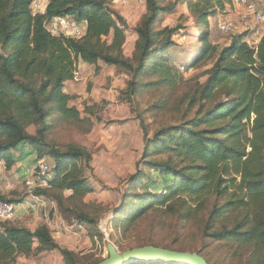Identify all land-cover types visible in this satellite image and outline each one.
<instances>
[{
    "label": "trees",
    "instance_id": "1",
    "mask_svg": "<svg viewBox=\"0 0 264 264\" xmlns=\"http://www.w3.org/2000/svg\"><path fill=\"white\" fill-rule=\"evenodd\" d=\"M228 2H188L197 24L206 27L196 63L216 51L209 44V19L216 8L223 10ZM31 3L0 0V163L11 170L28 157H36L35 165L49 157L55 163L54 176L41 194L51 198L52 193L62 206L63 195L69 192L66 201L85 207L83 200L94 190L81 163L90 167L91 154L74 145L60 150L51 146L49 139L61 124L86 126V134L94 127L91 119L69 106L71 97L64 92L66 82L74 80L81 60L90 65L102 61L123 69L130 77L127 93L131 96L147 86H175L182 76L165 53L175 46L173 38L178 31H155L166 9L162 0H146L147 13L137 29L135 53L128 59L123 56L126 29L119 27L124 19L112 8L111 0H49L45 13L36 15L31 12ZM65 18L85 24V35L80 39L53 35L48 24ZM112 35L113 41L108 44L105 40ZM244 39L245 35L234 39L207 71V81L200 91L205 106L199 117L181 127L163 130L151 141L150 149L146 146L148 158L168 154L190 164L178 169L172 166V159L164 165L145 161L147 170L139 171L135 179L141 182L143 193L131 191L129 200L114 212V220L121 213V219L132 224L155 207H168L174 199L185 197L183 202H187V198L217 195L226 202L214 210L205 237L215 243L250 247V264H264V36L256 49L249 48ZM151 76L158 77V81L139 83ZM219 97L222 99L217 102ZM31 127L35 128L34 134L29 132ZM238 214L242 215L238 224L216 229L220 220H231ZM77 218L82 224L96 223L86 212ZM9 223L0 227V264H15L20 257L29 258L34 252L40 255L59 249L64 258L72 256L60 248L47 226L33 232ZM195 253L202 256L201 252ZM139 262L129 264H142Z\"/></svg>",
    "mask_w": 264,
    "mask_h": 264
},
{
    "label": "rangeland",
    "instance_id": "2",
    "mask_svg": "<svg viewBox=\"0 0 264 264\" xmlns=\"http://www.w3.org/2000/svg\"><path fill=\"white\" fill-rule=\"evenodd\" d=\"M189 1L162 0V7L166 11L154 29L178 31L173 38L175 46L165 53L182 76L177 85L147 86L131 96L127 93L130 77L123 69L108 66L102 61L98 65H90L81 60L77 64L74 80L66 82L64 92L71 97L69 106L77 108L83 118L91 119L94 127L86 134V126L61 124L49 139L51 146L60 150L65 151L74 145L91 154L90 167L81 163L85 177L94 190L83 200L87 206L66 201L69 192L64 193L62 206L52 193L51 198L41 194V190L47 189L40 187L37 179L42 161L51 167L54 176L55 163L49 157L36 165L33 163L36 157H28L11 170H7L3 163L0 166V201L20 206L16 219L9 225L26 227L33 232L47 226L60 248L72 253L71 257L64 258L60 249L40 255L34 252L29 258L20 257L15 264H99L109 257L110 245L120 253L152 245L179 251H198L211 264L251 263L252 248L215 243L205 237L212 224L214 210L226 202L217 195L187 198V202H183L185 197L174 199L168 207H155L132 224L121 219V213L117 214L119 219L114 220L117 217L114 212L129 200L127 195L131 191L143 193L141 182L135 179L139 171L147 170L145 161L164 165L172 159V166L178 169L190 164L168 154L148 158L145 156L146 146L150 149L151 141L163 130L181 127L199 117L205 106L200 91L207 81V71L213 68L220 52L243 35V43L256 49L264 36V1L248 0L254 6L255 14L242 21L247 8L240 5L238 0H229L223 10L216 8L209 19V44L216 51L196 63L204 44L201 36L206 27L197 24L188 8ZM48 2L32 0V14H42ZM111 6L124 19V24H119L120 28L126 29L123 56L132 59L138 42L137 29L147 13L146 0H111ZM258 15L261 20L257 18ZM55 21L47 26L53 35L77 39L72 34V24L76 23L74 19ZM224 23L234 24L236 30L223 32L219 26ZM65 25L70 27L64 29ZM105 41L111 44L113 35ZM157 81L158 77L151 76L141 79L139 83ZM220 99L222 97L217 102ZM192 101L196 103L192 104ZM29 131L34 134L35 128ZM156 178L158 180V176ZM38 198L44 199V203ZM139 204L136 202V205ZM81 212L90 214L96 223H80L77 215ZM241 220V214L231 220H220L216 229L222 225L232 228ZM4 225L0 223V227Z\"/></svg>",
    "mask_w": 264,
    "mask_h": 264
},
{
    "label": "water",
    "instance_id": "3",
    "mask_svg": "<svg viewBox=\"0 0 264 264\" xmlns=\"http://www.w3.org/2000/svg\"><path fill=\"white\" fill-rule=\"evenodd\" d=\"M162 262L172 264H209L195 252H177L154 246L134 248L123 253L109 246V257L99 264H129L132 262Z\"/></svg>",
    "mask_w": 264,
    "mask_h": 264
},
{
    "label": "built area",
    "instance_id": "4",
    "mask_svg": "<svg viewBox=\"0 0 264 264\" xmlns=\"http://www.w3.org/2000/svg\"><path fill=\"white\" fill-rule=\"evenodd\" d=\"M238 3H240V5H243L244 7L247 8V13L242 16V21L248 20L250 15L255 14L254 6L250 5L248 0H238ZM44 12L42 14H44ZM257 18L261 20L260 15H258ZM69 27H70L69 25H65L64 29H68ZM219 28L225 33L236 30V27L232 23L220 24ZM72 34L77 39H80L85 35V29L83 28V26L77 23L72 24ZM52 177L53 175H52L51 167L47 163L43 162L39 166V171H38L37 179L39 186L44 188L49 187ZM38 199L40 200L41 203H44V199L41 198ZM17 213H18V206L16 204L7 201H0V223L13 222L17 217Z\"/></svg>",
    "mask_w": 264,
    "mask_h": 264
},
{
    "label": "crops",
    "instance_id": "5",
    "mask_svg": "<svg viewBox=\"0 0 264 264\" xmlns=\"http://www.w3.org/2000/svg\"><path fill=\"white\" fill-rule=\"evenodd\" d=\"M47 2H48V0H47ZM64 19H56V21L54 22V23H58V22H60V21H63ZM84 29H85V27H83ZM32 128V127H31ZM29 130H30V128H29ZM30 132V131H29ZM31 133V132H30ZM32 134V133H31ZM16 155L17 156H19V157H22L23 156V153L22 152H16ZM31 157H34V156H31ZM25 161V160H24ZM24 161H21V162H19L18 164H21V163H24ZM42 162H44V161H42ZM4 164V163H3ZM2 165V163H0V166ZM20 207V206H19ZM18 207V208H19ZM19 211V210H18ZM17 215H18V213H17Z\"/></svg>",
    "mask_w": 264,
    "mask_h": 264
}]
</instances>
